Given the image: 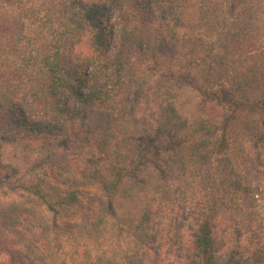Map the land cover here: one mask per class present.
Wrapping results in <instances>:
<instances>
[{
  "label": "trees",
  "instance_id": "obj_1",
  "mask_svg": "<svg viewBox=\"0 0 264 264\" xmlns=\"http://www.w3.org/2000/svg\"><path fill=\"white\" fill-rule=\"evenodd\" d=\"M185 2L0 0V134L45 150L0 160V264H264L243 203L264 154V0H199L193 37ZM188 84L212 101L194 121L175 106ZM143 192L120 220L115 198Z\"/></svg>",
  "mask_w": 264,
  "mask_h": 264
},
{
  "label": "rangeland",
  "instance_id": "obj_2",
  "mask_svg": "<svg viewBox=\"0 0 264 264\" xmlns=\"http://www.w3.org/2000/svg\"><path fill=\"white\" fill-rule=\"evenodd\" d=\"M199 0H186L183 16L180 26L178 27V33L181 36L193 37L197 35V22L199 16ZM116 13L111 18V21L115 20ZM111 34L108 36L107 42V55L112 58L117 50L119 40L117 37L116 29L110 26ZM210 98L200 93L191 84L185 85L180 94L175 99V106L179 113L194 121L195 115L200 109L207 110V104L212 101H208ZM0 160L5 166L22 167L24 162L32 156H39L45 154V150L42 148V140L19 138L12 140L10 134H0ZM258 160V159H257ZM244 181L250 185V193L244 197L245 205L256 204L261 212L260 218L252 223V231H256L258 235L264 230V154L258 161L252 163L249 171L244 174ZM256 194H259L260 201L257 202ZM151 195L149 193H139L135 196L118 195L115 198V212L118 218L127 224L137 223L145 209L146 204L149 202ZM38 217L45 222H50L51 213L46 207H38ZM262 223V229H258V226ZM247 257L246 264H262L259 259L254 256L245 255Z\"/></svg>",
  "mask_w": 264,
  "mask_h": 264
},
{
  "label": "built area",
  "instance_id": "obj_3",
  "mask_svg": "<svg viewBox=\"0 0 264 264\" xmlns=\"http://www.w3.org/2000/svg\"><path fill=\"white\" fill-rule=\"evenodd\" d=\"M256 197L259 198L260 197L259 194H256Z\"/></svg>",
  "mask_w": 264,
  "mask_h": 264
}]
</instances>
